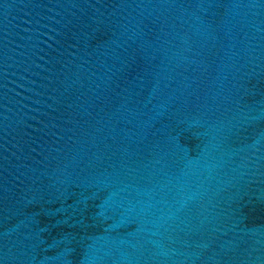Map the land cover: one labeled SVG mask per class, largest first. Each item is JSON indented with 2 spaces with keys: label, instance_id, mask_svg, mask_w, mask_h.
<instances>
[{
  "label": "water",
  "instance_id": "95a60500",
  "mask_svg": "<svg viewBox=\"0 0 264 264\" xmlns=\"http://www.w3.org/2000/svg\"><path fill=\"white\" fill-rule=\"evenodd\" d=\"M0 264H264V0H0Z\"/></svg>",
  "mask_w": 264,
  "mask_h": 264
}]
</instances>
